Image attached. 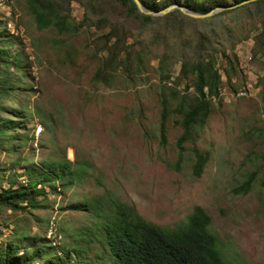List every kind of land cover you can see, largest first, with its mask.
I'll list each match as a JSON object with an SVG mask.
<instances>
[{
	"label": "rangeland",
	"instance_id": "rangeland-1",
	"mask_svg": "<svg viewBox=\"0 0 264 264\" xmlns=\"http://www.w3.org/2000/svg\"><path fill=\"white\" fill-rule=\"evenodd\" d=\"M85 11L81 1L71 0L69 13L75 24ZM221 19L233 29L241 23L237 37L246 34L249 20L245 16L234 12ZM0 21L17 41L13 49L24 58L30 89H24V84L21 88L32 110L24 129L28 138L24 147L0 153V175L14 173L17 184L24 175L15 173L22 171L25 158L39 163L64 153L86 168L75 186L58 188L57 193L46 187L40 205L29 212H2L4 236L17 221L29 229V236L40 235L53 244L65 241L64 229L74 230L91 220L68 206L84 196L107 193L162 226L182 223L193 206L200 205L211 218L210 230L219 237L226 258L236 264H264V185L260 182L264 175V53L251 54L254 29L238 41L224 32L216 37L226 52L236 53L238 61L230 82L222 75L219 95L213 98L199 131L196 145L209 156L201 174L194 176L191 144L184 143L181 151L175 145L181 132L178 113L166 118V140L160 142L159 84L164 80L152 54L134 80L128 82L121 73L106 85L93 82L91 76L102 57L94 39L108 25L101 29L81 25L72 35H59L52 27L39 30L25 0H3ZM127 23L135 36L150 35L139 32L136 22ZM131 39L127 37L128 42ZM179 63L172 62L168 85L173 84ZM183 85L177 86L182 92ZM239 90L245 94H238ZM186 92L191 94L193 87ZM22 95H15V105ZM36 124L42 126L37 135ZM254 169L257 175L250 189L236 192L235 187ZM2 218H9L8 225Z\"/></svg>",
	"mask_w": 264,
	"mask_h": 264
},
{
	"label": "trees",
	"instance_id": "trees-1",
	"mask_svg": "<svg viewBox=\"0 0 264 264\" xmlns=\"http://www.w3.org/2000/svg\"><path fill=\"white\" fill-rule=\"evenodd\" d=\"M86 11L79 23L70 16L71 0H25L27 9L39 30L52 27L59 35H72L81 25H94L108 30L97 34L94 43L102 57L91 76L93 82L110 85L123 73L128 82L134 80L147 65V55L157 58L160 87V142L165 143L166 118L172 112L180 115L181 132L175 145L179 151L184 143L191 144L192 173L199 176L209 152L196 145L199 131L211 110L213 98L219 95L222 75L230 82L236 71L238 57L234 51L226 52L216 37L224 32L236 36L241 23L233 29L221 18L237 12L248 20L246 37L254 29L251 54L264 53V0H140L151 10H160L178 3L196 12H207L214 7H227L203 17L191 16L181 9L152 15L140 11L133 0H79ZM122 18V21L112 18ZM134 21L139 32H149L145 38L135 36L127 21ZM0 21V153H12L24 147L28 138L24 129L32 110L21 86L26 83L24 58L13 48L15 37L2 28ZM131 36L130 42L127 37ZM234 45V39L228 42ZM232 49V48H231ZM179 60L173 84L168 85L172 62ZM184 83L183 92L177 88ZM193 87L191 94L186 90ZM23 95L17 99L15 95ZM264 110V107H263ZM264 130V124L262 125ZM180 157L178 158L179 162ZM22 165L23 179L16 184L14 173L0 175V214L29 212L38 207L45 188L53 193L58 188L80 183L86 168L78 159L70 160L65 153L59 158L45 157L41 162L28 161ZM178 164V163H177ZM3 168L0 167L2 174ZM257 170L247 173L235 187L236 192H247ZM264 185V175L260 180ZM91 217L90 223L64 229L65 241L54 244L40 235L29 236V229L13 222L9 234L4 236L0 227V264H236L226 258L219 237L210 230V216L200 205L193 206L186 220L176 226H162L142 218L132 206L119 201L112 194L84 196L68 206ZM9 218H2L8 225Z\"/></svg>",
	"mask_w": 264,
	"mask_h": 264
},
{
	"label": "water",
	"instance_id": "water-1",
	"mask_svg": "<svg viewBox=\"0 0 264 264\" xmlns=\"http://www.w3.org/2000/svg\"><path fill=\"white\" fill-rule=\"evenodd\" d=\"M137 6V8L142 11V12H145V13H148V14H153V15H158V14H164L170 10H172L173 8H178V9H181L183 12L191 15V16H195V17H203V16H208V15H211L221 9H224V8H227V7H222V6H217V7H214L212 8L211 10L207 11V12H196V11H192L188 8H186L185 6L181 5V4H178V3H173V4H170L169 6L165 7V8H162L160 10H151V9H148L147 7H145L141 2L140 0H133ZM249 0H242L238 3H235V4H232V5H229L228 7H234L236 5H240L244 2H247Z\"/></svg>",
	"mask_w": 264,
	"mask_h": 264
},
{
	"label": "built area",
	"instance_id": "built-area-1",
	"mask_svg": "<svg viewBox=\"0 0 264 264\" xmlns=\"http://www.w3.org/2000/svg\"><path fill=\"white\" fill-rule=\"evenodd\" d=\"M0 3H3V0H0ZM238 94H245V90H239L238 91ZM262 118H263V121H264V113H262ZM42 130V126L39 125V124H36L35 127H34V134L37 135L39 134V132Z\"/></svg>",
	"mask_w": 264,
	"mask_h": 264
}]
</instances>
